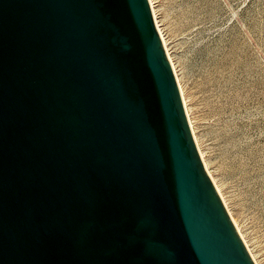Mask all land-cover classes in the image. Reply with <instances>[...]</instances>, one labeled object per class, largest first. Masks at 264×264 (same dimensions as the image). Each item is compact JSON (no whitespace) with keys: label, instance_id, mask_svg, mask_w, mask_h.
<instances>
[{"label":"water","instance_id":"1","mask_svg":"<svg viewBox=\"0 0 264 264\" xmlns=\"http://www.w3.org/2000/svg\"><path fill=\"white\" fill-rule=\"evenodd\" d=\"M0 264H257L150 0H0Z\"/></svg>","mask_w":264,"mask_h":264},{"label":"rangeland","instance_id":"2","mask_svg":"<svg viewBox=\"0 0 264 264\" xmlns=\"http://www.w3.org/2000/svg\"><path fill=\"white\" fill-rule=\"evenodd\" d=\"M156 4L209 169L264 264V0Z\"/></svg>","mask_w":264,"mask_h":264},{"label":"bare ground","instance_id":"3","mask_svg":"<svg viewBox=\"0 0 264 264\" xmlns=\"http://www.w3.org/2000/svg\"><path fill=\"white\" fill-rule=\"evenodd\" d=\"M150 4H151L152 10H153V14H154V18H155V21H156V25H157L158 30H159V32H160V34H161L162 39H163V42H164V45H165L166 51H167L168 56H169V58H170V60H171V63H172V65H173V68H174V71H175V74H176V77H177V80H178V83H179V86H180V89H181V93H182V97H183L184 104H185V108H186V111H187V114H188V118H189V121H190V124H191V127H192V131H193V134H194L195 140H196V142H197V145H198V148H199L200 154H201V156H202V159H203V161H204V164H205V166H206V169L208 170V172H209L210 176L212 177V179H213V181H214V183H215V185H216V187H217V189H218L220 195L222 196V199L224 200V203L228 206V204H227V200H226V198H225V196H224V194H223V192H222L220 186H219L218 183L216 182V180H215L213 174L211 173V171H210V169H209L208 162H207L206 157H205V155H204V151L202 150V148H201V146H200V143H199V141H198V137H197V135H196V131H195V128H194V124H193V121H192V118H191V114H190V110H189V107H188V101H187V98H186V95H185V91H184V88H183V85H182V82H181V79H180V76H179V73H178V69H177V66H176V64H175V62H174V59H173V57H172V54H171V52H170V48H169V45H168V40H167V38H166L165 35H164L163 29H162V27H161V23H160V20H159V17H158V10H157L156 0H150ZM229 211H230V209H229ZM231 214H232V213H231ZM233 219H234V217H233ZM234 222H235V224H236V226H237V228H238V230H239V232H240L242 238L244 239L246 245L248 246V248H250L249 245H248V242H247V240H246V238H245V236H244V234H243V232H242V230L240 229L239 224L237 223V221H236L235 219H234ZM249 250H250V249H249ZM250 252H251L252 256L254 257V254L252 253L251 250H250ZM254 259L256 260L255 257H254ZM256 262H257V261H256ZM257 264H259V263L257 262Z\"/></svg>","mask_w":264,"mask_h":264}]
</instances>
